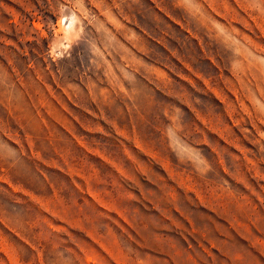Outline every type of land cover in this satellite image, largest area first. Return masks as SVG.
Wrapping results in <instances>:
<instances>
[{"label": "rangeland", "instance_id": "374dc122", "mask_svg": "<svg viewBox=\"0 0 264 264\" xmlns=\"http://www.w3.org/2000/svg\"><path fill=\"white\" fill-rule=\"evenodd\" d=\"M0 264H264V0H0Z\"/></svg>", "mask_w": 264, "mask_h": 264}]
</instances>
